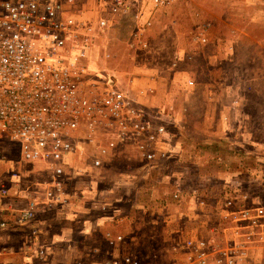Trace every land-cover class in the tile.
I'll list each match as a JSON object with an SVG mask.
<instances>
[{
	"label": "built area",
	"instance_id": "obj_1",
	"mask_svg": "<svg viewBox=\"0 0 264 264\" xmlns=\"http://www.w3.org/2000/svg\"><path fill=\"white\" fill-rule=\"evenodd\" d=\"M180 1H1L0 179L8 183L0 182V214L11 212L14 225L32 226L39 210L44 214L67 202L61 178L93 176L112 153L127 147L152 167L166 156L177 120L174 105L153 107L156 87L140 78L121 81L110 65V49L120 21L133 19L130 36L140 40L152 25L149 13ZM22 165L43 167L50 180L24 184ZM183 194L175 189L172 198L181 202ZM192 194L190 204L206 205L196 201L197 191ZM221 195L216 205L223 225L213 226L209 236L186 238L174 264H264L258 258L264 253V199L239 188ZM9 227L0 217V229ZM31 232L21 246H0V264H50L51 245L36 226ZM107 239L111 245L124 241L122 235ZM102 264L140 263L126 255Z\"/></svg>",
	"mask_w": 264,
	"mask_h": 264
},
{
	"label": "rangeland",
	"instance_id": "obj_2",
	"mask_svg": "<svg viewBox=\"0 0 264 264\" xmlns=\"http://www.w3.org/2000/svg\"><path fill=\"white\" fill-rule=\"evenodd\" d=\"M148 15L152 25L140 40L130 36L133 19L115 25L110 65L121 81L137 77L156 87L153 107L174 105L177 120L166 156L152 167L127 147L112 153L93 176L61 178L72 196L84 198L77 220L132 215L137 238L124 236L110 245L99 230L95 242L81 240L61 251L49 241L55 250L51 264L79 258L102 264L126 255L140 264H174L186 238L209 236L213 226L223 225L216 205L222 190L239 188L264 199V0H182ZM203 30L210 48L192 44ZM19 167L28 186L50 180L41 166ZM180 188L187 198L177 203L172 193ZM193 191L206 205L189 203ZM90 206L97 209L84 208ZM64 210V217L76 218ZM44 214L40 220L47 223L52 217Z\"/></svg>",
	"mask_w": 264,
	"mask_h": 264
},
{
	"label": "crops",
	"instance_id": "obj_3",
	"mask_svg": "<svg viewBox=\"0 0 264 264\" xmlns=\"http://www.w3.org/2000/svg\"><path fill=\"white\" fill-rule=\"evenodd\" d=\"M227 1L230 2V0H227ZM256 1L259 2L260 0H256ZM202 33L205 34L206 32L203 30ZM208 41L209 40L207 39L203 41L202 37L199 38L197 36L193 39L192 44L200 45V43H202L203 48L204 47L210 48L211 47L210 42ZM64 186H65V191H66L65 198L67 199V202L63 205L58 206V208H55L51 210L50 212H46L44 214L45 217H47V219L52 217V219L49 220L47 223L36 221L35 224H33L32 226H25V227L16 226L12 222V219L14 218V214L11 212L4 211V208H3L4 213L0 214V217L3 219H6V221L9 224H11V227L7 229H0V246L6 247L10 245H13V246L23 245L30 238V235L32 233L31 227H35V226L39 228L40 233H41V239L44 241V244L47 245L49 241L58 243V246H57L58 251H61L60 250L61 248H67L71 250L72 248L75 247V243L77 244V242L81 240L95 242L96 236L94 233L99 230L101 231L103 235V238H102L103 241L108 244H110L107 239L108 234H110L112 237L117 236V235H122L123 238L124 236H127L130 239L137 238L138 229L135 226L136 224L131 223L133 222L132 215L126 216L125 214H122L123 217L120 219H117L116 214L115 216L113 214V217L111 218L112 221L105 220V222L98 221V220H94L91 222L77 220V217H79V215L82 214L80 210L83 209L82 207L83 205H81V203L84 198H82L81 200L79 198L72 196L70 192L68 191L69 188L67 187L66 183L64 184ZM86 193H87L86 191H83L82 195H86ZM84 208L89 209L91 211L97 209L94 206L84 207ZM64 209L66 210L70 209L71 210L70 214L72 213V216L74 215V217L76 218H69V216L64 217L63 216L64 215L63 211H65ZM41 213H42V210H39V215H38L39 219L43 218V214ZM65 214H66V211H65ZM52 215L53 216L55 215V218H53ZM57 248H56V251H57ZM48 251L51 257L55 254V250L53 247H48ZM74 252L77 256V254L78 253L80 254L81 251L75 250ZM51 257H50V260H51ZM50 264H51V261H50Z\"/></svg>",
	"mask_w": 264,
	"mask_h": 264
}]
</instances>
